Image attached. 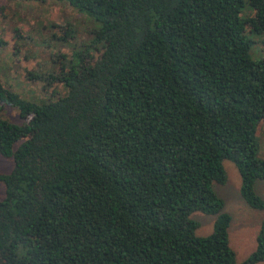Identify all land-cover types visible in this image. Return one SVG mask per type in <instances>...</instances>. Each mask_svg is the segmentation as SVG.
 <instances>
[{"label": "trees", "instance_id": "obj_1", "mask_svg": "<svg viewBox=\"0 0 264 264\" xmlns=\"http://www.w3.org/2000/svg\"><path fill=\"white\" fill-rule=\"evenodd\" d=\"M53 1L92 28L53 55L55 68L26 73L43 101L0 83V113H17L0 115V156L12 163L0 174V264L264 262V218L236 262L213 190L229 161L243 202L264 209L254 191L264 182V0ZM71 33L66 24L52 38L68 44ZM193 213L214 218L207 236H195Z\"/></svg>", "mask_w": 264, "mask_h": 264}, {"label": "rangeland", "instance_id": "obj_2", "mask_svg": "<svg viewBox=\"0 0 264 264\" xmlns=\"http://www.w3.org/2000/svg\"><path fill=\"white\" fill-rule=\"evenodd\" d=\"M66 24L72 31L68 44L52 38L58 27ZM91 28L92 25L87 19L53 0L42 3L0 0V83L23 100L43 101L48 94L41 92L42 83L27 80L26 73L42 75L55 68L53 55L70 53L73 46L78 47L86 42ZM254 37L250 35L251 39ZM250 55L253 59L261 56L258 44L253 45ZM0 115L9 121L17 122L15 109L4 107ZM255 137L258 143V157L264 159L263 125L256 128ZM222 167L225 183L214 185L213 190L223 200L224 212L231 217L228 243L236 262H242L255 248V237L264 218V209L254 210L248 207L240 197V180L234 165L223 161ZM11 168V161L0 156V174L9 173ZM254 191L264 202L263 181L255 183ZM3 196L4 186L0 183V198ZM190 218L198 225L195 236L204 237L211 232L214 221L212 216L193 213Z\"/></svg>", "mask_w": 264, "mask_h": 264}]
</instances>
